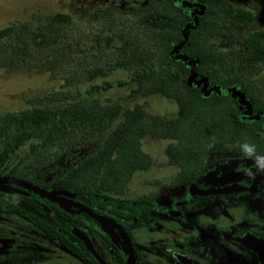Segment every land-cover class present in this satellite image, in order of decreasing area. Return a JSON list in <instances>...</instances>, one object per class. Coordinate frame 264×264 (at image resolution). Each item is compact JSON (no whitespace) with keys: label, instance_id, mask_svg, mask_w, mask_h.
<instances>
[{"label":"trees","instance_id":"trees-1","mask_svg":"<svg viewBox=\"0 0 264 264\" xmlns=\"http://www.w3.org/2000/svg\"><path fill=\"white\" fill-rule=\"evenodd\" d=\"M146 1L134 8L130 23L115 16L114 6L90 14L94 20H104L107 30L93 36L90 50L96 64L85 69L84 77L94 80L110 70L128 69V82L133 84L129 96L161 93L174 98L176 117L165 119L151 113L144 103L126 107L119 100L104 102L94 96L125 85L122 79L93 83L82 98L68 100L66 94L53 93L39 105L0 113V172L7 170L40 186L66 190L119 211L121 206L112 203L151 200L146 196L115 198L127 191L136 171L152 166L153 157L143 148L147 135L168 139V162L178 168L171 184L194 181L208 155L224 145H234L239 154L244 143L255 145L256 153L264 151V28L245 34L241 49L210 41L212 35L239 37L264 16V0H249L248 6L232 0ZM196 5L205 11L197 12ZM71 20L70 13L57 11L35 26L21 22L1 27L0 69L55 48ZM69 49L65 45L63 50ZM104 52L110 58L98 63ZM235 91L244 95L246 104L234 96ZM30 140L28 151L6 169ZM94 143L91 153L54 172L57 175L46 183L50 157L55 160ZM31 167L41 170L31 175ZM129 208L132 214L138 210L134 205Z\"/></svg>","mask_w":264,"mask_h":264},{"label":"flooded vegetation","instance_id":"flooded-vegetation-1","mask_svg":"<svg viewBox=\"0 0 264 264\" xmlns=\"http://www.w3.org/2000/svg\"><path fill=\"white\" fill-rule=\"evenodd\" d=\"M222 148L208 155L194 181L172 184L168 201L112 203L119 211L77 196L69 199L79 206L52 201L1 182L0 264H264V198L252 190L264 172L235 147L233 155L208 168L209 157ZM248 169L254 178L245 175ZM5 171L0 177L36 184ZM205 189L210 192L202 195ZM133 205L138 210L132 214Z\"/></svg>","mask_w":264,"mask_h":264},{"label":"rangeland","instance_id":"rangeland-1","mask_svg":"<svg viewBox=\"0 0 264 264\" xmlns=\"http://www.w3.org/2000/svg\"><path fill=\"white\" fill-rule=\"evenodd\" d=\"M191 4L190 0H180ZM243 6L250 5L249 0H232ZM146 0H0V28L11 23L27 22L37 25L46 15L57 11L68 12L72 15V20L66 25L65 32L54 51L44 50L36 52L34 57L19 65H12L0 69V113L8 111H19L34 105H39L44 97L51 94H66L72 100L76 97L86 96V90L93 83L102 84L105 80L116 82L122 79L127 83L123 86H113L108 90H102L94 94L101 100H119L126 107H132L136 103H144L147 109L154 114H158L165 119L176 117L178 113V103L174 98L167 97L161 93H152L140 96H129V91L133 87L129 81L130 71L128 69L110 70L105 76H99L94 80L84 77L85 69L93 67L96 59L91 54L90 44L97 31L107 30L104 20H94L90 14L97 8L114 6L115 16H120L128 23L135 17L134 8L145 5ZM197 12L205 11L204 6L196 5ZM120 18V19H121ZM264 28V16L252 23L239 37L212 35L210 41L218 46L243 48L242 37L249 31ZM70 45V49L64 51V47ZM56 50V51H55ZM53 51V52H52ZM110 56L106 52L98 63L104 64ZM97 63V64H98ZM33 101V102H32ZM65 102V101H64ZM44 103V102H43ZM101 139L97 141L100 143ZM32 140L27 141L24 146L13 155L6 169L28 151ZM168 139L145 136L143 138V148L153 157L152 166L149 169L136 171L129 182L127 191L122 195L115 196L118 200H133L136 197H149L155 202L168 201L174 189L171 184L172 178L178 171L177 166L170 164L165 152ZM96 143L86 145L83 148L73 149L70 154L52 160L48 159V169L51 174L47 177L48 183L55 175L56 171L75 164L86 154L91 153ZM234 147H223L222 150L209 157L208 168L217 163L225 156L233 155ZM31 175H36L41 169L30 168ZM56 172L57 174H55ZM260 183L252 184V190L257 191V195L264 198V173ZM226 179L227 182H237L238 178ZM224 179V180H226ZM223 182V183H227ZM222 183V184H223ZM255 185V186H254ZM258 186V189L255 187ZM237 192L238 189H234ZM203 193L210 192V189L200 190ZM206 197V196H205ZM235 203H242L236 200Z\"/></svg>","mask_w":264,"mask_h":264},{"label":"water","instance_id":"water-1","mask_svg":"<svg viewBox=\"0 0 264 264\" xmlns=\"http://www.w3.org/2000/svg\"><path fill=\"white\" fill-rule=\"evenodd\" d=\"M183 60L184 61H188V64L191 65L192 67H194L195 63L191 60H187L186 56H183ZM234 96L235 97H239L241 103L246 104L245 100H244V95L240 94L239 92L235 91L234 92ZM249 105V104H247ZM1 182H10V183H15L18 185H22L24 187H27L31 190H33L34 192L38 193L41 196H44L52 201H60V202H72L74 204H78L77 202H75L73 199H69L70 197H76V195L74 193L68 192V191H50V190H46L40 186H38L37 184H34L30 181L24 180V179H20V178H7V177H0V183ZM79 206V204L77 205ZM90 214H92L95 218L99 219L102 222L108 221L107 218H103L100 216H97L95 214H93L92 212H90V210H87ZM74 232H76L77 234H79V232L74 229ZM262 259L264 261V254H262Z\"/></svg>","mask_w":264,"mask_h":264},{"label":"clouds","instance_id":"clouds-1","mask_svg":"<svg viewBox=\"0 0 264 264\" xmlns=\"http://www.w3.org/2000/svg\"><path fill=\"white\" fill-rule=\"evenodd\" d=\"M241 151L246 158L253 160L256 165V171L264 172V156L257 155L255 145L244 143L241 145ZM255 174L256 172H253L251 169L245 170V175H248L250 178H254Z\"/></svg>","mask_w":264,"mask_h":264}]
</instances>
